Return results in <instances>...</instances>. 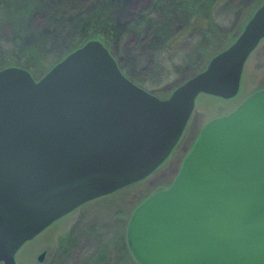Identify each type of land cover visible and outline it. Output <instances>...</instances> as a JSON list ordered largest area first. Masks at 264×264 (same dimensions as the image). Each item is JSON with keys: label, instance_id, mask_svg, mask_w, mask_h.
Returning a JSON list of instances; mask_svg holds the SVG:
<instances>
[{"label": "water", "instance_id": "obj_1", "mask_svg": "<svg viewBox=\"0 0 264 264\" xmlns=\"http://www.w3.org/2000/svg\"><path fill=\"white\" fill-rule=\"evenodd\" d=\"M263 39L264 2L238 39L166 100L129 80L99 40L39 80L1 69L0 264H16L26 242L76 208L152 174L200 94L239 93ZM127 235L141 264H264V90L204 128L174 184L134 212Z\"/></svg>", "mask_w": 264, "mask_h": 264}, {"label": "rangeland", "instance_id": "obj_2", "mask_svg": "<svg viewBox=\"0 0 264 264\" xmlns=\"http://www.w3.org/2000/svg\"><path fill=\"white\" fill-rule=\"evenodd\" d=\"M189 1L191 10L187 6L180 11L174 7L181 5L179 0H5L0 14V68H27L41 79L84 41L78 33L80 18L101 9L119 30L110 48L122 73L145 91L169 99L238 39L264 2ZM27 48L45 56L41 57L45 64L40 65ZM262 90L264 39L246 62L235 97L198 96L183 135L161 166L145 179L89 201L51 224L22 246L16 264H141L128 243L134 212L174 184L209 123L231 115ZM43 253L45 258L39 261Z\"/></svg>", "mask_w": 264, "mask_h": 264}, {"label": "trees", "instance_id": "obj_3", "mask_svg": "<svg viewBox=\"0 0 264 264\" xmlns=\"http://www.w3.org/2000/svg\"><path fill=\"white\" fill-rule=\"evenodd\" d=\"M179 2H181V5L180 4L176 5V3L174 4V7L177 8L176 10H180V11L185 10L187 6L191 10V2L189 0H179ZM4 3H5V0H0V14L2 13ZM71 5H73V1L71 2ZM73 9L77 11V7L73 6ZM94 13L93 15H87L86 17L80 18L81 21H79L78 23V28H79L78 33L81 36H85L84 41L77 44L76 47L71 50V52H73L74 50H76L77 48L84 45L90 40H100L101 42L104 43V45L112 53L110 45L112 43L111 41H114V39H117L120 35L118 27L116 26V23L113 20V18L109 14H107L105 11L99 9L97 13L95 14ZM27 49L28 50L26 51H28L29 54L32 55V57H34V59L37 58L40 65L45 64V60H46L44 59L45 56H43L40 52H38L37 49H30V48H27ZM41 57H44V58H41ZM60 60H57L56 62L51 63L48 68L45 67L44 69L49 70ZM4 67L7 68L6 66H3V68H0V70L4 69ZM29 71L31 72V70Z\"/></svg>", "mask_w": 264, "mask_h": 264}]
</instances>
